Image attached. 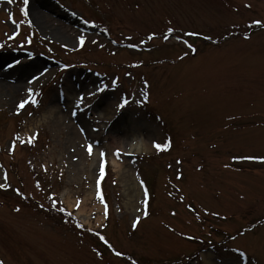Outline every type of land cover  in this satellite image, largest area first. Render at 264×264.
<instances>
[{"label": "rangeland", "instance_id": "obj_1", "mask_svg": "<svg viewBox=\"0 0 264 264\" xmlns=\"http://www.w3.org/2000/svg\"><path fill=\"white\" fill-rule=\"evenodd\" d=\"M58 1L0 0V261L264 264V0Z\"/></svg>", "mask_w": 264, "mask_h": 264}, {"label": "snow or ice", "instance_id": "obj_2", "mask_svg": "<svg viewBox=\"0 0 264 264\" xmlns=\"http://www.w3.org/2000/svg\"><path fill=\"white\" fill-rule=\"evenodd\" d=\"M8 3H12V0H8ZM23 3H24L25 6H27L28 3H29V0H23ZM248 7H251V5H248ZM24 14H25V15L28 14L26 8H25V10H24ZM29 23H31V21H29ZM254 23L257 24V25H264V20H256V21H254ZM168 31H169V32H172V31H174V29H171V28H170ZM189 35H191V34H189ZM153 38H154V34H153L152 36H149V37H148L149 40H151V39H153ZM206 38H207V39H211V37H206ZM164 39H168V36L166 35V36L164 37ZM80 44H81V46H83V44H84V38H83V37H81V39H80ZM0 47H3V45H0ZM8 67H12V65H9ZM36 79H39V77H37ZM31 82H34V81H31ZM103 90H104L103 88L99 89V91H103ZM29 92L31 93V92H32V89H29ZM92 95H96V93L94 92V93H92ZM80 102H81V103L84 102V97H83V96L80 97ZM26 103H28V104H37L38 101H36V100H32L31 98H29V99L26 100V101H22V102L18 105V107H19L20 109H23V108L25 107ZM128 104H129V101H128L127 99H124V100L122 101V103H120V104L118 105V108H119V109H124L125 106L128 105ZM28 142L30 143V142H32V140H29ZM167 146H170V142H169V145H167ZM156 148H158V149L161 148V145H160V144H157V145H156ZM11 149H12L13 151L15 150V144H12V145H11ZM87 151L89 152V154L92 153V146H91V145H88V146H87ZM118 154H119V152H117V155H118ZM100 155H101V157H104V156H105L104 153H101ZM244 159H249V160L259 159V160H261L262 162H264V157H245ZM178 163H181V162L178 161ZM0 167H2V166H0ZM103 177H104V167H103V165H102V166H101V180L103 179ZM177 178L179 179L180 177H177ZM3 180H4V181H7V180H8V175H7V173H4V175H3ZM37 186H39V185H37ZM4 187H5V184H4V183H0V188H4ZM7 187H11V185H7ZM15 191H17V194H18V195L21 194V193L19 192V189H16ZM144 193H145L146 196L148 195V189H147L146 187L144 188ZM99 199H100L101 202L104 204V215H105V217H107V216L109 215V213H108V205H107V203H106V201H105V197H104V195H103L102 192L99 194ZM54 203H55V200H54ZM77 207H79V204H77ZM16 211H20V209L17 208ZM61 211H63V209H61ZM148 214H149V213H148V201L145 200V201H144V210H143V212H142V215H143L144 217H147ZM69 215H71V213H69ZM139 223H140V218L137 217V218L134 220V222H133V228L138 227ZM79 227L83 228L84 225L81 224V225H79ZM88 231H92V230H91V229H88ZM95 235L98 236L99 239H100L101 241H103V243H104L105 245H107L110 249L112 248V245L109 243V241H108L104 236L100 235L99 232H96ZM192 238H193V237H189V239H192ZM113 250H114V249H113ZM114 251H115V250H114ZM115 255L119 257V256H122L123 253H121V252H119V251H116V252H115ZM0 264H3V262L0 261Z\"/></svg>", "mask_w": 264, "mask_h": 264}, {"label": "bare ground", "instance_id": "obj_3", "mask_svg": "<svg viewBox=\"0 0 264 264\" xmlns=\"http://www.w3.org/2000/svg\"><path fill=\"white\" fill-rule=\"evenodd\" d=\"M34 14H37V11H35ZM34 63L35 62L33 61L32 64H34ZM62 98L64 99V95L62 96ZM57 108H59V106L56 103L49 104L48 105V109L46 111H48V114H54L53 115V117H54V121H53L54 126L61 127V123H60L61 122V119L62 118L63 119L65 118V120L67 119L66 121H68L70 118L63 117L64 115L63 116L62 115H59ZM79 120H80V122H79ZM79 120L78 121H73V120L70 119L71 123H74V126L77 125L78 130L76 128L74 129L72 126H69L71 124L68 123V122L66 124H63L64 129L66 130V137H67V139L78 142L80 140V138H84L86 135H88V136L89 135L90 136L92 135V132H91L92 127L91 126H88V125H85L83 123L84 122L83 120H81V119H79ZM143 137H144V135H143ZM132 139L133 138H131L130 140L133 141ZM144 139H145V137H144ZM145 140H146V142L144 140H142V144L137 143L136 145H132L131 147H129L128 150H126V152L127 151L131 152V151H134L135 149H139V151H143V150L148 149L149 146H150L151 140H149V138L148 139H145ZM115 166L119 170H121V168H122V164H120V163L115 164ZM132 188H133V191L134 192L137 191L134 185H132ZM136 198H137V196H136ZM84 210L85 209L83 207H80V209H79L80 213L83 212ZM85 223H88V221H86Z\"/></svg>", "mask_w": 264, "mask_h": 264}]
</instances>
